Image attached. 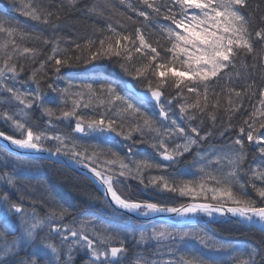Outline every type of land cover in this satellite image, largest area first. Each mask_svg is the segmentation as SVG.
<instances>
[{
    "label": "snow or ice",
    "instance_id": "snow-or-ice-1",
    "mask_svg": "<svg viewBox=\"0 0 264 264\" xmlns=\"http://www.w3.org/2000/svg\"><path fill=\"white\" fill-rule=\"evenodd\" d=\"M141 3L145 9H150L151 13L137 10L131 4H128L127 8L143 18V21L153 24L155 30L147 33V39L143 30L145 24H137L132 15L116 13V7L111 0H97V3L86 6L85 15L93 13L103 17L106 12L115 13L124 22H131L134 26L131 31L123 24L121 30L117 31L109 23L107 27L110 35L104 39L97 41L88 38L83 44L71 41L68 47H61L59 38L44 39L42 43L51 44L52 47L50 54L39 60V68L30 70L29 79L37 85L35 93L20 92L16 83L25 71L22 60L31 59L35 63L41 56V50L26 46L25 41L33 37L27 31L19 30L18 25L14 28L12 19L6 13L0 14V90L10 94L12 100L24 106L20 113L15 115H9L7 112L0 114L12 123L20 133V138L4 131H0V138L8 141L15 149L28 153H47L50 157H56V162H63L59 158L65 157L68 161L88 169L92 178L103 186L105 198L121 209L143 216L153 213H171L177 217H190L198 213L208 216H212L214 212L231 213L246 223L259 225L261 230H264V131L254 134L257 123L260 129H264V76L253 75L250 78L251 83L244 86L246 95L258 93L260 108L252 109L243 126L237 129L238 135L235 139L205 154L199 150V145L208 140L212 132L202 133L199 126L192 125L193 121L202 125L205 118H209L213 125L217 123L216 112L220 108L219 98L223 89L217 91V88L212 86L210 82L219 85L220 81L215 78L230 79L231 73L248 54H252L254 61L259 58L260 67L264 68V15H261L259 23H256L254 16L247 14V10L251 8L248 0H161L160 3L156 0H141ZM69 5L72 8L78 7V0H69ZM63 7L61 2L52 5L46 4L44 0H36L35 3L24 6L23 15L51 24L53 29H57L60 27L57 22L61 20ZM160 20L169 23L159 24ZM35 39L39 40V36ZM254 42L258 44V48H254ZM133 53L140 54L137 57L139 63L133 60ZM81 57H84L85 63L102 59L112 60L125 75L137 81L143 80L145 85V91L136 92L125 84L121 92L118 91L120 86L113 80L106 83L97 81L96 87L92 82L80 85L70 83L62 90L56 89L52 83L47 84L52 92L60 91L63 98L61 102L65 105L69 97H75L71 100V108L62 110L59 117L65 120L75 118L73 131L113 133L131 141L127 148L128 164L122 159L105 161L106 164L118 162L117 171L111 168L98 170L97 153H89L68 136L49 133L39 128L34 131V126L29 125L27 120L21 122V119L16 118V115L26 117L25 109H32L34 105L48 116L54 115L53 109L45 106L43 94L39 92L40 78L48 77L46 68L58 74L61 67L71 66V62L79 61ZM177 64L184 70H178ZM252 68H255V64ZM169 79L179 91H168L172 86L168 84ZM186 79L189 83L181 88ZM74 88L78 90L72 91ZM184 91L194 94L193 101L181 102ZM98 92L105 96V99L100 100L104 112L99 113V119L85 121L84 115H78L77 112L81 107L80 100L87 94L90 102ZM233 92L238 99L228 100L227 111L232 113L243 107L242 93L228 89L229 96ZM234 103L238 107H232ZM146 104L157 107V118L154 119L148 114L145 110ZM88 106L89 103L84 104L85 108ZM173 107H178L180 119L188 122L186 126H181L177 118L170 115ZM258 115L261 118L259 120ZM164 121L168 124L162 130L160 124ZM230 130L229 120L228 126L219 130V135L223 137L225 132ZM145 131L155 133L151 147L156 149L164 160L175 162L186 154H192L193 164L198 166L200 173L199 182L195 186H192L193 180H184L178 186L170 187L169 181L163 176L153 178L150 183L155 186L156 181H162L161 186L165 190L178 191L181 195H193L194 199L202 195L205 201L211 199L217 203H191L186 206L168 207L158 203L132 201L118 193L114 183L118 184L121 177H140L142 169L162 167L149 159H131L133 148L137 144L147 142ZM134 132L139 134V139L133 140ZM174 137L182 138L184 143H174L172 151L169 152L165 140H172ZM246 142L257 146L259 162L255 167H249L250 175L244 179L242 168L247 158L244 150ZM111 155L118 157L115 152H111ZM5 156L6 159L0 162V179L8 186L7 190L0 192V207L4 209L0 216L3 221L0 223V264H76L75 257L80 253L85 257L84 264H120L119 258L127 253V248L123 241L118 247L110 245L109 242L116 238L112 234L115 230L106 228L99 234L92 222L86 219L79 221V227H69L63 223L67 211L58 205L47 201H33L30 205L33 210L29 212L25 208L24 196L16 195L13 199L18 184L15 169L24 158L7 146ZM10 165L11 171H6ZM209 180L214 183V187H209ZM140 183H144L142 178ZM172 183H176L174 179ZM249 184L257 193L259 202L247 196L245 189ZM234 187L239 195L233 192ZM207 193H211V196ZM229 203L233 206L229 207ZM36 208H41L43 215L37 212ZM180 223L174 222L159 228L153 226L148 234L140 233L141 242H167L163 247L170 259H137L132 264H215L214 259L205 260L190 250L178 255L181 249L177 245L183 244L189 237L199 235L194 233L190 225H186L188 230L185 231ZM199 239L205 247L217 251L232 247L229 243H209L208 238L203 235H199ZM257 256L260 258L259 264H264V249L258 251L255 248L247 253V258L237 256L233 258V262L258 264Z\"/></svg>",
    "mask_w": 264,
    "mask_h": 264
},
{
    "label": "trees",
    "instance_id": "trees-1",
    "mask_svg": "<svg viewBox=\"0 0 264 264\" xmlns=\"http://www.w3.org/2000/svg\"><path fill=\"white\" fill-rule=\"evenodd\" d=\"M35 2L36 0H0V14L6 13L8 17L12 19V26L14 28L18 25L19 30L27 31L33 37V39L25 41V45L36 47L41 50V56L37 58L35 63L31 59L22 60L25 71L21 74L18 82L16 83V88L20 92H36V83L29 79L31 75L30 70L38 69L39 60L42 59L44 55L50 54L52 45L42 43L44 39L51 40L54 38H59L61 39L60 46L68 47L69 42L71 41H76L83 44L88 38L97 41L99 39H104L105 36L110 35L107 27L109 23H111V25L115 27L117 31L121 30V24H123L128 31H131L134 27L131 22H124L115 13L106 12L103 17L93 13H88L85 15L84 8L97 3V0H78V7L76 8H72L69 5V0H44L46 4L55 5L56 3L61 2L64 5V7L61 9V20L57 22L60 24V27L53 29L51 24L35 21L30 17L23 15L24 6L26 4ZM111 2L116 7V13L124 12L127 15H132L136 19L137 24H140L141 22L145 24V28L143 30L145 31L146 39L148 38L147 33L155 30L151 22L143 21V18L136 16V14L132 12L131 9L127 8V5L131 4L133 8H136L137 10H146L151 13L150 9L144 8L141 0H123V3H121V0H111ZM156 2L160 3L161 0H156ZM248 3L251 5V8L247 10V14L253 15L256 23H259V17L264 15V2H262V0H248ZM53 10H55V8H53ZM158 23L167 24L169 22L160 20ZM36 36H39V40L35 39ZM254 39L255 38L253 37V40ZM72 47L74 50V45ZM254 48H258V44L255 42ZM139 55L140 54L133 53V60L137 61V57ZM180 59H184V57H180ZM137 63L139 62L137 61ZM253 64H255L254 69L252 68ZM260 64L261 61L259 58L254 61L252 59V54H248L247 57L242 58L241 64H238L236 70L231 73L230 79L220 80V77L215 78L216 80L220 81L219 85H216L214 82H210L212 83L213 87L217 88V91L223 89V92L219 98L220 108L216 112L218 120L215 125L212 124V121L209 118H205L202 125H197L196 121L192 122L193 126H199L201 128L202 133L203 131L212 132V136L199 145V150L202 153L207 154L206 152L222 147L224 144L229 143L230 140L235 139L238 135L237 129L240 126H243L244 121L248 119V114L252 111V109L256 108L259 110L260 103L258 93L254 95H246L244 92V86L247 83H251V76H264V68L260 67ZM177 67L180 71L184 70V68L179 67L178 64ZM46 71L48 72V77L40 78L39 92L43 94L45 106L51 107L54 111V115L48 116L35 105L32 109H26L28 119L27 122L29 125L34 126L33 130L36 131L37 128H39L40 130L51 133V131H54V129H51L52 124H59L63 127L65 126L62 130L65 132L64 135L68 136L72 141L79 144L82 148H85L89 153L93 151L97 153L98 168H111L113 171H117L119 169L118 162L114 164H106L105 161L119 159H122L124 163L128 164L129 154L127 152V148L131 144L130 140L107 132L101 133L98 136L92 134L87 136V131L85 133L75 132L73 131L74 126L71 124V122H69L70 119L67 121L64 119V121L60 124L59 120L61 118L59 117L61 111L70 109L71 100L75 97H69L67 104L65 105L61 102L63 98L60 94V91L55 93L52 92L47 87V84L52 83L56 89L62 90L70 83L73 85H80L85 82H92L94 87H96L97 81L106 83L108 80H113L120 86L118 91L123 92L124 86L127 84V82H132L138 90L145 89L143 80L137 81L132 77L125 75L116 63L107 59L85 63L84 57H81L79 61L71 62V66L61 67V71L58 74L47 68ZM222 75L223 73H221V76ZM188 83L189 81L186 79L184 84L181 85V88H184V85ZM168 84L172 85L171 79H169ZM229 88L235 89V91H240L242 93L243 107L239 108V110L234 113L227 111L229 108L228 100L231 98L233 101H235L238 98L235 97L234 92L231 94V96L228 95ZM77 90L78 89L75 88L72 89V91ZM168 91L175 93L179 90L176 89L174 85H172L168 88ZM193 97L194 94L184 91L181 102L193 101ZM101 99H105V96L103 93L98 92L96 97L92 98L89 102L90 98L87 94H85L80 100L81 107L77 110L78 115L83 114L85 121L88 119H99V113L104 112V106L100 103ZM85 103H89L87 108L84 107ZM175 103L176 102L174 101V104ZM16 107L18 109L24 108L23 105L19 104V102L12 100L10 98V94L0 90V113L7 112L9 114L15 115L16 113L14 114L13 112H16ZM232 107L238 106L234 103ZM145 110L154 119L158 117L156 106L152 104H146ZM178 111V107H173L170 115L175 116L177 118V122L180 123L181 126H186L188 122L186 120L180 119ZM259 119L261 118L258 115L257 120ZM25 120L26 119L21 120V122H25ZM229 120L231 121V130L226 131L224 136L221 137L219 135V130L222 127H227ZM4 124L5 123H3V121L0 119V130L8 132L9 134L16 137H20L16 133L12 132V130L10 131V128H7L8 126H5ZM167 124V121H164L162 124H160L161 129L163 130L164 126ZM56 127L58 128L57 125ZM125 130H127V124L125 125ZM261 131H264V129H260L259 124L257 123L256 133L254 134H258ZM154 137L155 133L145 131V138L147 142L143 144H137L133 148V155L131 159L135 161L149 159L161 164L162 167L159 169H142L140 177H121L120 183H123L127 189L125 196L128 198H145L147 194H152L155 202L164 206H176L189 201H205L202 195L196 196L194 199L193 195H181L178 191L171 192L165 190L161 186L163 183L162 181H156L155 186L150 183L153 178L163 176L169 181L170 187L178 186L179 183L184 180H193L194 184L192 186H195V184L199 182L200 178L199 168L194 166L192 154H186L185 157L178 158L175 162L169 163V165H167L166 162H163L159 158L160 154L157 152V150L151 147ZM135 139H139V134L134 132L133 140ZM182 140L183 139L180 137H174L172 140L166 139L165 142L168 144L169 152L172 151L174 143L182 144L184 142ZM244 150L247 153V158L244 162L242 172L245 174L243 178L247 179L250 175L248 171L249 167H255L256 163L259 162V153L257 151V146L254 143L249 144L246 142ZM0 151V156L2 154L4 158H6L5 150L2 146H0ZM111 152L117 153L118 157L112 156ZM39 162L43 163V166L45 167L43 176H45L47 185H41L40 190L38 189V192H36V184H32L33 197L31 203L33 201H47L48 203L54 204L55 200L59 199L62 201V203H64V206L66 207L65 210L69 216L75 211L74 209L89 210L93 213L100 214L107 221H123L125 224L136 229L148 228L155 224V222L152 221L140 222L137 220H132L122 213L116 211L107 203L103 195L88 177L77 173L66 166L54 163L49 160H24V163L27 165ZM173 164H175L176 167H173ZM24 166L20 165V168L23 170ZM0 167L2 166L0 165ZM187 169L191 173H187ZM141 178L144 181L143 184L140 183ZM173 179L176 182L175 184L172 183ZM207 183L209 187L215 186L211 180H209ZM7 189L8 186L3 183V185L0 187V192ZM116 189L120 191L118 187H116ZM144 190H147V192L144 193ZM245 190L248 197L259 202V197L252 189L250 184ZM233 192L239 195L236 187L233 188ZM16 195L24 196L28 195V192L17 190L14 196ZM207 195L210 197L211 193H207ZM30 200L31 198L28 199V201ZM56 201L59 202L58 200ZM207 201L217 203V201H212L211 199ZM31 203H29L28 206L25 205V208L29 212L33 210L32 207H30ZM229 205L232 204L229 203ZM36 211L43 215V210L41 208H36ZM201 226L224 241H237L247 244L251 243L258 251L264 249V233L258 228L245 225L238 220L223 219L220 222H210L206 224L202 223ZM259 259V256H257L258 264Z\"/></svg>",
    "mask_w": 264,
    "mask_h": 264
},
{
    "label": "rangeland",
    "instance_id": "rangeland-1",
    "mask_svg": "<svg viewBox=\"0 0 264 264\" xmlns=\"http://www.w3.org/2000/svg\"><path fill=\"white\" fill-rule=\"evenodd\" d=\"M16 109H15L16 112H13L14 114L20 113V110L22 108L18 109L16 107ZM25 111H26V109H25ZM0 114H2V113H0ZM9 115H12V114H9ZM16 116H17L16 117L17 119L21 118V120H24V119L28 120L27 116L26 117L21 116V115H16ZM0 119L3 121V123H5L4 124L5 126H8L7 128H10V131L12 130V132H14L20 136V133L15 129V127L12 125V123L10 121L5 120L2 115H0ZM72 120L75 121V118H72L69 120V122H71V124H72ZM59 121L61 124V122H63L64 119H60ZM51 123H55V122H51ZM56 125L58 126V128L56 127ZM64 127L59 125V124H52L51 129H54V131H51V133H59V134L64 135L65 132L62 131L64 129ZM85 127H86V124H85ZM46 132H48V131H46ZM90 134L98 136L101 133H99V132H88L87 136ZM210 152L211 151H208L206 153H210ZM192 157H193V155H192ZM159 158L163 162H166V163L168 162L167 165H169V163L172 162V161L164 160L161 155L159 156ZM4 159H6V158H4V156L1 154L0 162H2ZM175 164H173V167H176ZM0 165L2 166V163H0ZM20 165L24 166L27 164L24 163V160H23L19 163V168H20ZM25 172H28V171H25ZM188 172H190V171L187 169V173ZM16 177L18 180L17 190L28 192L26 190V187H23L20 185V184H22L21 183L22 179L20 178L21 176L18 175ZM3 183H4L3 179H0V187H1V185H3ZM114 187L119 188L120 191H118V190L117 191L120 194H122L123 196L126 195L125 192H127L126 191L127 189L123 183H120V182L118 184L114 183ZM146 192H147V190L146 191L144 190V193H146ZM146 197H153V195L147 194ZM24 198L29 199V196L24 195ZM13 199H15L14 195H13ZM31 201H32V199L30 200V203H31ZM137 202H142V201L139 200ZM144 202L157 203V202H154L150 198H148L147 201H144ZM144 202H142V203H144ZM3 212H4L3 207H0V216H2ZM95 214L96 213L92 212L91 216L80 218V219L76 220L78 222L76 223V226L75 225L74 226L79 227V221L82 219H86V220H89L92 222V224L96 228L97 233H99V234H102L106 228L110 229V230H115L112 232V234L116 238L109 242L111 246H113L115 244V242L119 243V242L125 241V240L130 241V245H131L132 249L128 250V251H130V253H128L127 255L121 256L119 258L120 264H132V262L134 260H137V259L142 260L145 258L148 260H157V261L170 259L169 255L167 254V250L163 247V244L167 243V242L158 243L155 240H147V241L141 242L139 237H140L141 232L148 234L150 232V230L153 228V226L159 228L162 225H165V226L166 225H172L173 223L170 224L167 222L156 221L155 224H153L152 226H150L148 228H144L143 230H140V229L132 228L131 226L124 227L122 225L121 226L117 225L116 223H113V222H105L102 218H99V216H97ZM99 219H102V220H99ZM223 219H225V218L220 216V215L214 214V213L212 214V216H208L204 213H198V214L190 216V217H175L174 218L175 222H181L180 226L183 227L185 231L188 230L186 225H190L192 227L194 233H197L199 235H203V236L207 237L209 243L215 241V242L229 243L232 246L230 249L219 250V251L213 250L210 247H205V245L203 243H201V241L199 239V235H194L193 237L187 238L183 244L177 245V247H179L181 249V252H179L178 255H183L185 250H190L192 253L201 255L205 260L214 259L215 264H234L233 258L237 257V256L247 258V253L254 248L252 245L247 244V243H243V242H237V241H224L221 238H218L217 236H215V234H213L212 232L206 230L205 228H203L201 226L202 223L206 224V223H210V222H220ZM2 222L3 221L0 220V223H2ZM117 233H118V235H117ZM132 245H134V246H132ZM79 257H80V254H77L75 257L76 264H77Z\"/></svg>",
    "mask_w": 264,
    "mask_h": 264
},
{
    "label": "water",
    "instance_id": "water-1",
    "mask_svg": "<svg viewBox=\"0 0 264 264\" xmlns=\"http://www.w3.org/2000/svg\"><path fill=\"white\" fill-rule=\"evenodd\" d=\"M127 86L129 88L133 89L136 92H143L141 90H137L133 86V84L131 82H129L127 84ZM0 131H2V130H0ZM8 135H10V134H8ZM16 138H18V137H16ZM0 145H2L3 147L7 146L9 149H12L15 152H18L20 156L43 158V159L52 161L54 163L66 166V167H68V168H70V169H72V170H74V171H76V172L88 177L93 182V184L96 186V188L100 191V193L103 195V197L105 198L103 186L100 183L96 182L92 178V174L89 172V170L84 168V167H82V166H80V165H77V164H74V163L68 161L67 158L60 157L59 159L62 160L63 162H56L57 158L56 157H50L47 153H35V152L28 153V152H25L24 150L15 149L14 146L10 145V143L8 141H5L3 138H0ZM106 200L114 209H116L117 211H119V212H121V213L129 216L130 218L135 219V220H147V221H159V222L174 223L175 222L174 218L177 217V216H175L174 214H171V213H153V214H150L148 216H143V215H140L137 212H130V211H127V210L119 208L114 203H112L110 201V199H106ZM191 203H213V202H208V201H189V202L180 204L178 206H170V207H180L182 205L186 206V205L191 204ZM213 204H215V203H213ZM228 206L231 207L233 205H228ZM214 214H217V215H220V216H223V217H227L229 219H236V220L240 221L243 224H246V225H249V226H252V227H256L259 230H261L259 225L246 223L240 217L234 216L231 213L220 214V213H215L214 212ZM261 231L264 233V230H261Z\"/></svg>",
    "mask_w": 264,
    "mask_h": 264
},
{
    "label": "bare ground",
    "instance_id": "bare-ground-1",
    "mask_svg": "<svg viewBox=\"0 0 264 264\" xmlns=\"http://www.w3.org/2000/svg\"><path fill=\"white\" fill-rule=\"evenodd\" d=\"M133 86H135V85L133 84ZM144 90L145 89H142L141 91H144ZM156 111L158 112L157 107H156ZM72 124H73V126H75V121L72 120ZM5 133L9 134L8 132H5ZM3 149L5 150V147H3ZM22 157L24 158L25 161L28 160V159L44 160L43 158H37V157H26V156H22ZM20 169L21 168H19V166H18L15 169V173L17 174V176L18 175L21 176L20 178L22 179L21 180V183L22 184H20V185L23 186V187H26V190L28 191V196L32 199V197H33V193H32V191H33V185L32 184H34V183L36 184V186H35L36 187V192H38V189L40 190L41 185H47V181L45 179V176L39 175L41 173L44 174L45 167L43 166V163H40L39 162V163H31V164H29L27 166H24L23 167V170H20ZM8 170L11 171V166H9V169H7L6 171H8ZM25 171H28V172H25ZM48 180H49V178H48ZM123 197L126 198L125 196H123ZM148 198L152 199L155 202L154 197H146V198L142 199L141 201L142 202L147 201ZM127 199L132 200V201H139V198H134V197H129V198L127 197ZM56 200H58L60 203L57 202ZM56 200H55V203H54L55 205H58L59 207H61L63 209L66 208L64 206V203H62L61 200H59V199H56ZM29 203H30V201H28V199H25V205L28 206ZM89 209H91V208H89ZM74 210L75 211L70 215V217H75L74 215H76V216L78 215L79 210H77V209H74ZM123 215H125V214H123ZM125 216H127V215H125ZM66 217L70 218L69 215H66L64 218L66 219ZM127 217L130 218L129 216H127ZM65 219H63V220H65ZM138 221H140V222H151V221H147V220H138ZM116 224L117 225H120V226L122 225L124 227H128L129 226V225L125 224L123 221L117 222ZM139 229L140 230H143L144 228H139ZM120 243L121 242H119V243L115 242V244L113 246H120ZM123 244L127 248V253L125 254V255H127L128 253H130V251H128V250L132 249L131 248V245H130V241L125 240V241H123ZM249 244L252 245L251 243H249ZM132 246H134V245H132ZM252 246L254 247V245H252ZM81 262H85V257H84V259H81Z\"/></svg>",
    "mask_w": 264,
    "mask_h": 264
},
{
    "label": "flooded vegetation",
    "instance_id": "flooded-vegetation-1",
    "mask_svg": "<svg viewBox=\"0 0 264 264\" xmlns=\"http://www.w3.org/2000/svg\"><path fill=\"white\" fill-rule=\"evenodd\" d=\"M16 174V173H15ZM39 175H43V173H41V174H39ZM16 176H17V174H16ZM146 198V197H145ZM142 199H144L143 197H141V198H139V200H142ZM155 200V199H154ZM74 215V214H73ZM92 215V213H90L89 212V210H79V213H78V215L76 216V215H74L75 217H70V218H68V217H66V219L65 220H63V223L65 224V225H67V226H69V227H75L76 226V223L78 222V221H76V220H78V219H80V218H84V217H88V216H91ZM95 215H97V216H99L98 214H95ZM99 218H100V216H99ZM100 220V219H99ZM75 225V226H74ZM81 259H84V255H83V253H80V257L78 258V261H77V264H84V262H81Z\"/></svg>",
    "mask_w": 264,
    "mask_h": 264
}]
</instances>
